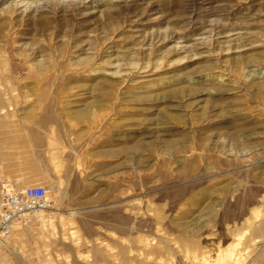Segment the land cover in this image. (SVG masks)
<instances>
[{"label": "rangeland", "instance_id": "obj_1", "mask_svg": "<svg viewBox=\"0 0 264 264\" xmlns=\"http://www.w3.org/2000/svg\"><path fill=\"white\" fill-rule=\"evenodd\" d=\"M0 176V264H264V0H0Z\"/></svg>", "mask_w": 264, "mask_h": 264}, {"label": "built area", "instance_id": "obj_2", "mask_svg": "<svg viewBox=\"0 0 264 264\" xmlns=\"http://www.w3.org/2000/svg\"><path fill=\"white\" fill-rule=\"evenodd\" d=\"M51 206L45 186H19L12 179L0 176V245L15 227L31 223Z\"/></svg>", "mask_w": 264, "mask_h": 264}, {"label": "bare ground", "instance_id": "obj_3", "mask_svg": "<svg viewBox=\"0 0 264 264\" xmlns=\"http://www.w3.org/2000/svg\"><path fill=\"white\" fill-rule=\"evenodd\" d=\"M36 20V19H35ZM41 20V19H40ZM38 21V20H37Z\"/></svg>", "mask_w": 264, "mask_h": 264}]
</instances>
